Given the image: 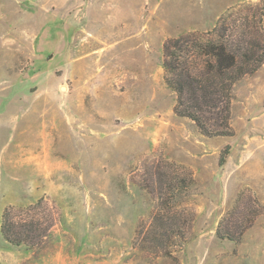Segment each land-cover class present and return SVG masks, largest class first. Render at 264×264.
<instances>
[{
    "label": "rangeland",
    "instance_id": "1",
    "mask_svg": "<svg viewBox=\"0 0 264 264\" xmlns=\"http://www.w3.org/2000/svg\"><path fill=\"white\" fill-rule=\"evenodd\" d=\"M0 264H264V0H0Z\"/></svg>",
    "mask_w": 264,
    "mask_h": 264
},
{
    "label": "trees",
    "instance_id": "2",
    "mask_svg": "<svg viewBox=\"0 0 264 264\" xmlns=\"http://www.w3.org/2000/svg\"><path fill=\"white\" fill-rule=\"evenodd\" d=\"M183 40H176L173 42V44H175L174 46H180L181 42ZM203 47V50H205V55L206 56H210L213 60L209 62L211 69L208 71L207 75H208V80L211 81V85L210 87L204 88V97L207 99H205L204 103L206 106L208 103V100L211 101V95H213V101L215 102V100L217 101V106L216 108L219 106V104L221 103V94L218 88L215 87V83L217 80L218 76L223 75V77L226 76H231V72H233V70L235 69L236 65H237V58L236 56L229 52L227 49V46L225 44H215L212 42H209L207 44H205L204 46L201 45ZM171 45L167 46L166 49L167 51L170 50ZM167 56L170 57V54L167 52ZM165 68L168 69L169 71L174 70L170 67V65L168 63L164 64ZM187 77H192V75L190 73L186 74ZM211 76V77H209ZM172 84V82H171ZM232 84V82H231ZM231 84L229 85V90L231 89ZM180 85V84H179ZM178 87V88H177ZM172 86V88H174L177 92L179 93H183L184 92V88L183 87H179V86ZM188 92V91H187ZM191 96L195 95V100H196V105H194L193 108H197V110H199V112H204V108L201 106V104L198 102V96L197 94V90L196 92H190ZM220 95V96H219ZM218 98V99H217ZM219 103V104H218ZM176 112L178 114H181L182 116H186L189 117L190 119L194 120L201 129H205L206 127L204 125H202V120L196 115V113H192L188 110L182 112L181 110H178V107L176 109ZM206 112V111H205ZM229 119V117H226V120ZM224 160V159H223Z\"/></svg>",
    "mask_w": 264,
    "mask_h": 264
}]
</instances>
